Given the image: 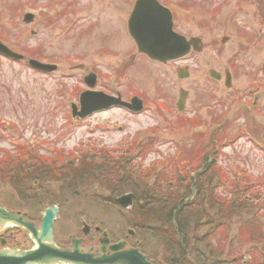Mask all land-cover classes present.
<instances>
[{
  "label": "rangeland",
  "instance_id": "374dc122",
  "mask_svg": "<svg viewBox=\"0 0 264 264\" xmlns=\"http://www.w3.org/2000/svg\"><path fill=\"white\" fill-rule=\"evenodd\" d=\"M135 1L0 0V40L26 58L59 67L40 74L27 60L0 57V156L14 154L19 143L40 147L43 154L83 152L88 157L70 170L42 162L6 169L0 174V203L26 212L33 221L56 205L59 242L68 244L71 235L83 237L84 221L105 230L114 242L130 236V244L164 264L172 257L164 242L151 232L132 229V206L118 202L130 195L115 198L111 191L125 189L130 175L143 178L144 183L130 182L137 188L156 186L157 202L174 195L192 200L196 187L209 191L204 200L211 195L221 205L200 206L206 219L196 230V242L193 235L186 238L192 245L184 251L199 253V262L190 258L193 264H264V186L247 184L256 185L264 177V96L251 109L247 101L234 99L264 80V4L259 3L258 11L251 0H161L193 7L191 13L175 14L174 29L188 39L201 38L202 45L199 53L162 63L140 54L129 35ZM217 10L220 16L210 20V12ZM34 11L35 20L26 24L24 15ZM56 13L59 23L48 25L46 18ZM224 37H229L225 43ZM79 65L83 68L76 69ZM227 66L237 67L230 88L225 85ZM211 71L221 78H211ZM183 72L189 73L184 79ZM91 73L99 75L94 90L119 92L126 101L138 96L145 109L135 114L113 106L74 122L71 104H78L80 90L87 87L84 77ZM181 91L188 93L183 111L178 108ZM229 103L233 112L226 109ZM222 115L226 123L217 128ZM198 159L199 166L182 165ZM203 169L207 173L199 178ZM191 182L193 192L187 185ZM18 189L41 197L22 199ZM190 226L195 228L192 222ZM94 238L92 231L88 240Z\"/></svg>",
  "mask_w": 264,
  "mask_h": 264
},
{
  "label": "water",
  "instance_id": "95a60500",
  "mask_svg": "<svg viewBox=\"0 0 264 264\" xmlns=\"http://www.w3.org/2000/svg\"><path fill=\"white\" fill-rule=\"evenodd\" d=\"M129 32L137 43L139 52L147 54L153 60L167 62L185 56L193 48L199 50L197 40H187L173 33L171 15L154 0L138 1L129 20ZM0 52L13 58H20L1 44ZM31 65L40 69L48 68L35 62H31ZM95 79L96 77L92 76L87 77L85 81L89 85H94ZM85 95H82L81 102L87 107L85 101L88 99ZM184 97L185 94H182V99ZM94 99L96 100H93L91 112L114 105L126 106L120 99H112L103 94L94 95ZM141 109V102L136 101L134 110ZM118 202L127 206L131 204V196H124ZM57 214V207L46 209L41 224L37 226L27 220L25 213L11 212L0 204V239L4 235L19 231L26 234L30 245L29 248L0 249V264H151L138 249H127L125 242L109 246L106 233L101 238L98 256L92 251L84 250L80 241L74 238L70 249L57 244L53 226Z\"/></svg>",
  "mask_w": 264,
  "mask_h": 264
},
{
  "label": "trees",
  "instance_id": "16d2710c",
  "mask_svg": "<svg viewBox=\"0 0 264 264\" xmlns=\"http://www.w3.org/2000/svg\"><path fill=\"white\" fill-rule=\"evenodd\" d=\"M251 1L254 2L255 0H251ZM258 5L259 7L261 6L259 3ZM99 160L101 161V159ZM85 161H87V159L83 160V162ZM28 163L29 162H27V160H24V161L13 162L12 164H17V166L15 167L17 168L19 166ZM9 167H11V165L7 166V168ZM66 168L70 170V168L68 167ZM9 170L11 171V169ZM206 173L207 172L204 171V173L200 175L199 178L205 176ZM212 180L216 182L213 178ZM130 182L144 183L140 179L137 178L135 179L132 176H129L125 181V187H124L125 189L116 188L110 191L116 194L115 198L121 196L126 192L133 193L135 203L131 211L133 215L132 221L130 223L131 228L134 230L140 229L139 231L151 232L152 234L160 238L164 242L167 251L170 252L171 255H174V252L176 253L177 251L184 252L188 250L189 245L192 244L189 242L186 243L187 240L186 238H189L190 235H193L195 242L197 241L198 236L196 230L199 228V226H202V222L205 221L206 219V217H204V210L200 209V206L206 202L208 204L210 203L211 205H217V206L221 205L215 203L211 195H209L204 200L205 198L204 193H208L209 191L205 192V190L196 188L193 182L190 185L193 186V189L195 187V194L194 192L192 193V195L194 196L192 201H189V198L191 196L184 199L185 197H180V195H174L172 197L162 196L161 199H159L160 202H157L156 200V194L159 193V191L156 190L157 188L156 186L150 187L147 185L146 186L142 185V188L140 189L135 187ZM216 184L217 183H215V185ZM115 190L118 191L116 192ZM18 195L22 199L26 197L28 201H36L41 197V195L36 196L35 193L30 195L29 193H27V191L24 190L22 192L20 189H18ZM188 203L190 206L188 205ZM150 207L154 209L152 210L148 209ZM214 208H216V206H213V209ZM191 222L195 227L194 229H192L190 226Z\"/></svg>",
  "mask_w": 264,
  "mask_h": 264
},
{
  "label": "flooded vegetation",
  "instance_id": "af4514ba",
  "mask_svg": "<svg viewBox=\"0 0 264 264\" xmlns=\"http://www.w3.org/2000/svg\"><path fill=\"white\" fill-rule=\"evenodd\" d=\"M96 228L98 227H94L93 229L90 227L88 234L87 235H83V237H78L76 235H72L73 237H77L76 239H80L82 241V246L85 250L87 251H92L94 252L95 256H98L99 253H97V250L101 247L100 241H101V235L106 232L105 230H103L102 228H100L101 230H97ZM94 231L95 232V238H97L96 241L95 238L94 240H88V237L90 235V233ZM108 235V239H109V246L112 244H115L119 241H112L110 238V235L107 233ZM69 237V243L68 244H64L58 241V243L61 244V246L65 247V248H71V240ZM132 236V235H131ZM129 237L130 236H126L123 240L127 242V247H132V248H138L139 246L137 244L132 245L129 243ZM0 240H3L4 242L0 241V249L1 248H11V249H15V248H29L30 245L27 242V237L26 234L24 232L20 233L19 231H17L14 234H8V235H4L3 238H1ZM140 248V247H139ZM167 256H169L167 254ZM194 256L193 253H184L182 255H176L173 257H170V259L166 262H164V264H193V261L190 260V258H192ZM148 260L152 263V264H156L155 261L151 258L148 257Z\"/></svg>",
  "mask_w": 264,
  "mask_h": 264
},
{
  "label": "bare ground",
  "instance_id": "6f19581e",
  "mask_svg": "<svg viewBox=\"0 0 264 264\" xmlns=\"http://www.w3.org/2000/svg\"><path fill=\"white\" fill-rule=\"evenodd\" d=\"M179 254H177V255H182V254H184V252H182L181 253V251H177Z\"/></svg>",
  "mask_w": 264,
  "mask_h": 264
}]
</instances>
